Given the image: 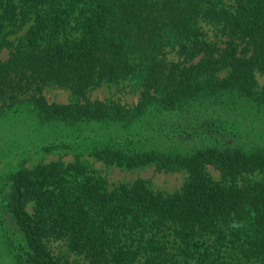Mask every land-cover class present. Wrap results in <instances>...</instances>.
<instances>
[{"label": "trees", "instance_id": "trees-1", "mask_svg": "<svg viewBox=\"0 0 264 264\" xmlns=\"http://www.w3.org/2000/svg\"><path fill=\"white\" fill-rule=\"evenodd\" d=\"M263 72L264 0H0V156L19 151L0 174V264H264ZM125 80L132 107L88 98ZM96 162L185 181L111 187Z\"/></svg>", "mask_w": 264, "mask_h": 264}, {"label": "rangeland", "instance_id": "rangeland-1", "mask_svg": "<svg viewBox=\"0 0 264 264\" xmlns=\"http://www.w3.org/2000/svg\"><path fill=\"white\" fill-rule=\"evenodd\" d=\"M233 2V1H232ZM231 2V3H232ZM202 29L206 34V38L209 41H219L221 39V34L217 29H215L212 25H208L202 23ZM168 57L172 60H175L176 57L174 53H170L168 51ZM7 51L2 53V57H6ZM224 75V74H222ZM256 79L260 86L264 85V72L257 73ZM142 91V87L139 86L134 80H125L120 82L119 84L112 85L103 83L102 85L91 89L88 92V98L90 100H111L116 101L122 105L127 107H132L137 104L139 100L140 93ZM43 95L46 100L50 103H59V104H67L70 102H74L75 98L71 95L68 90L55 89L52 87H46L43 90ZM0 145H3L0 141ZM18 153V154H17ZM19 151L16 150L15 157H7L0 156V174H5L9 167L15 165L18 159ZM60 154L56 155H46L44 157V161H51L58 159ZM62 160L65 162H69L71 158L67 155L61 156ZM39 159L34 157L33 161L27 164V167H30L32 164L36 163ZM94 168L98 173L108 180V184L112 187L114 185H118L120 183H132L136 180H145L150 182L154 189H159L165 192H175L182 188L183 183L185 181V174L182 172L171 173L164 171H157L154 166H149L140 170H126L117 167H107L100 162L94 163ZM207 171L211 175V177L215 180L220 179V174L218 171L213 169L212 167H208ZM30 210V206L28 207ZM52 251L56 254H66L67 246L64 241L51 242L49 244ZM69 259L72 261V264H87L83 258L77 257L73 254L69 255Z\"/></svg>", "mask_w": 264, "mask_h": 264}]
</instances>
